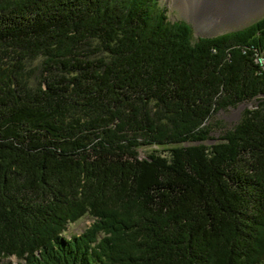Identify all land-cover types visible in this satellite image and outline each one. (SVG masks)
Here are the masks:
<instances>
[{"label": "trees", "instance_id": "16d2710c", "mask_svg": "<svg viewBox=\"0 0 264 264\" xmlns=\"http://www.w3.org/2000/svg\"><path fill=\"white\" fill-rule=\"evenodd\" d=\"M168 15L0 0V260L264 263V18L195 38ZM251 101L205 144L218 111ZM155 145L170 154L141 155Z\"/></svg>", "mask_w": 264, "mask_h": 264}, {"label": "rangeland", "instance_id": "374dc122", "mask_svg": "<svg viewBox=\"0 0 264 264\" xmlns=\"http://www.w3.org/2000/svg\"><path fill=\"white\" fill-rule=\"evenodd\" d=\"M160 4L162 7H164L167 10V14H169L168 17L171 21L173 22L185 21L189 23L193 28V35L195 38L204 37V36L205 37L216 36L225 32L239 30L264 18V5H262L260 8L256 9L255 11H252V14H241V16L236 18L235 21H231L229 23L226 22L219 26L209 29L205 27V25L203 24L196 25L194 21L186 15V12L181 6V2L179 0H160ZM40 62L41 60H37L32 64L28 65L30 69V73L33 76L31 82L32 85L36 84L35 78L40 77V73L42 69L40 67ZM254 104L255 101H251L245 103L244 105L241 106L239 105V107L218 111L211 120V122L214 123V127L210 133L211 135L210 139H208L205 142V144L213 145L217 143L219 137H221L222 133L225 130L232 129L239 122L243 110L247 107H252ZM194 144L196 143L194 142L183 143V145H187V146ZM153 148L158 149L159 152L163 155L170 154L169 146L168 147H159L156 145L153 147L144 146L139 148V151L141 152V155L144 156L152 152ZM93 221L94 219L92 217L86 215L77 222L71 223L68 226L66 236H68L69 238L71 235H78L82 233L91 223H93ZM3 262L18 264L19 260L16 259L15 257H11L9 259L0 260V264Z\"/></svg>", "mask_w": 264, "mask_h": 264}, {"label": "bare ground", "instance_id": "6f19581e", "mask_svg": "<svg viewBox=\"0 0 264 264\" xmlns=\"http://www.w3.org/2000/svg\"><path fill=\"white\" fill-rule=\"evenodd\" d=\"M186 15L196 25L203 24L214 28L223 23L235 21L241 14H252V11L264 5V0H179Z\"/></svg>", "mask_w": 264, "mask_h": 264}, {"label": "built area", "instance_id": "2783aa9c", "mask_svg": "<svg viewBox=\"0 0 264 264\" xmlns=\"http://www.w3.org/2000/svg\"><path fill=\"white\" fill-rule=\"evenodd\" d=\"M258 62L262 67H264V54L258 58Z\"/></svg>", "mask_w": 264, "mask_h": 264}, {"label": "flooded vegetation", "instance_id": "af4514ba", "mask_svg": "<svg viewBox=\"0 0 264 264\" xmlns=\"http://www.w3.org/2000/svg\"><path fill=\"white\" fill-rule=\"evenodd\" d=\"M29 75H30V78H31V79H30V82H29V86H30V87H34L36 84H33V85L31 84L32 79H33V78H32L33 76H32L31 73H30V69H29ZM34 78H35V77H34ZM37 79H38V78H35L36 82H37Z\"/></svg>", "mask_w": 264, "mask_h": 264}, {"label": "water", "instance_id": "95a60500", "mask_svg": "<svg viewBox=\"0 0 264 264\" xmlns=\"http://www.w3.org/2000/svg\"><path fill=\"white\" fill-rule=\"evenodd\" d=\"M242 105H244V104H242ZM241 106V105H240Z\"/></svg>", "mask_w": 264, "mask_h": 264}]
</instances>
